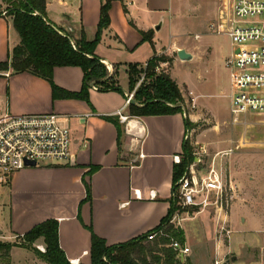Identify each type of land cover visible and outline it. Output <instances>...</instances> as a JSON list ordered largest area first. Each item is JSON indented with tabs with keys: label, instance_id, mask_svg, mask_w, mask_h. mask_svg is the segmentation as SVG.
I'll use <instances>...</instances> for the list:
<instances>
[{
	"label": "crops",
	"instance_id": "obj_1",
	"mask_svg": "<svg viewBox=\"0 0 264 264\" xmlns=\"http://www.w3.org/2000/svg\"><path fill=\"white\" fill-rule=\"evenodd\" d=\"M106 0H46L48 20L62 33L69 34L64 27L72 24L77 30L78 40L85 37L93 41L100 21V10ZM139 0H114L110 16L111 24L105 29L95 54L106 65L110 74H117V81L124 95L118 92L89 91L91 104L80 99L69 98V93H79L83 86V71L80 67H57L54 83L60 89L56 98L51 84L31 73H15L11 66L0 69V114H48L56 113L66 119L72 135V166H46L27 168L13 175L8 184L0 182V240L7 243L19 241L20 237L35 226L48 220L59 223V243L71 264H91V242L95 234L108 246L122 244L145 236L160 226L167 216L173 197L174 158L183 156V147L188 137L185 116L132 117L141 125V138L126 133L115 113L124 107L129 94L130 66H145L155 56L186 50L195 58L200 47L195 42L181 39V35L170 36L164 45L160 33L168 26L175 32V17L170 12L167 0H144L145 11L151 15V23L127 18L119 9H137ZM119 3V4H118ZM126 3V4H125ZM0 64L9 60L12 50L20 43L13 19L6 15V5L0 0ZM83 6V13L78 8ZM130 9L124 13L129 14ZM5 14V15H4ZM131 14V13H130ZM71 16V17H70ZM131 16V15H130ZM129 19L136 28L129 24ZM78 20H80L79 23ZM82 29L78 34L79 29ZM153 32V49L150 42L143 41L141 32ZM200 40L201 36L197 34ZM74 39V38H73ZM75 40V39H74ZM192 58V59H193ZM171 68L165 71L171 75ZM110 69V70H109ZM125 71L128 87H122L119 70ZM173 79V78H172ZM174 80V79H173ZM182 92V86L178 84ZM189 87L184 85V87ZM198 105V96L189 89ZM199 106V105H198ZM200 107H202L200 105ZM125 115L129 116L128 110ZM193 118V114L190 113ZM106 117L115 120L108 121ZM194 119V118H193ZM194 121V120H191ZM139 130V127H136ZM93 169L92 175L89 172ZM87 185L90 199H87ZM216 214L214 219L209 216ZM250 212L231 206L230 213L218 214L214 209L196 213L180 224L185 234V246L190 249L183 263L197 264L193 257L196 244L190 241L183 226L187 219H198L197 235L203 249L208 250L209 264H222L230 257V264H264V261L249 258L250 249L264 246V236L257 229L261 226L259 216L237 217ZM207 214V218H202ZM233 230L227 234L226 243L217 237L226 220ZM238 219H241L240 223ZM210 234V243L207 232ZM207 231V232H206ZM256 231V232H252ZM198 242V241H197ZM45 248L43 239L35 245ZM23 252V258L18 257ZM243 255V256H242ZM12 264H47L24 247H14ZM17 256V257H16Z\"/></svg>",
	"mask_w": 264,
	"mask_h": 264
},
{
	"label": "trees",
	"instance_id": "obj_2",
	"mask_svg": "<svg viewBox=\"0 0 264 264\" xmlns=\"http://www.w3.org/2000/svg\"><path fill=\"white\" fill-rule=\"evenodd\" d=\"M7 6L6 15L11 16L13 25L20 37V43L12 50L9 60L0 64V69L12 67L15 73L28 72L47 80L52 87L53 96L56 98L60 90L54 83V70L57 67H80L83 71V86L79 93H69L67 96L80 99L91 104L89 91L94 85L100 92H118L124 95V91L118 84L117 74H110L106 65L95 54L96 48L101 42L105 29L111 24L110 10L114 0L103 1L100 10V21L97 34L93 41L85 37L74 40L70 34L62 33L53 25L47 17L46 0H1ZM1 11L0 5V16ZM143 41L150 42L153 49V32H141ZM161 63H169L165 56H155L147 63L146 82L135 92L128 109L130 117L166 116L182 114L185 116L186 132L192 130L187 113L185 99L177 82L169 73L163 71L156 73V68ZM137 65L129 67V91L132 92L138 82L141 72ZM108 121L115 120L106 117ZM195 160L192 148L185 140L182 162L175 164L173 170V197L167 216L154 231L162 232L160 238L163 249L149 251L146 247V238L141 236L126 243L108 246L107 243L92 235L91 264H190L183 263L172 247V241L185 244V234L181 227L176 228L171 221L177 212H183L175 198L177 183L184 176L188 166ZM93 169L89 172L92 175ZM87 199H90V189L87 185ZM14 243L0 240V254L9 260L10 252L14 247H24L32 250L36 256L47 264H71L59 243V223L56 220H48L35 226L31 231L19 238ZM43 239L45 252H41L34 245Z\"/></svg>",
	"mask_w": 264,
	"mask_h": 264
},
{
	"label": "rangeland",
	"instance_id": "obj_3",
	"mask_svg": "<svg viewBox=\"0 0 264 264\" xmlns=\"http://www.w3.org/2000/svg\"><path fill=\"white\" fill-rule=\"evenodd\" d=\"M139 1V6L135 10H132L126 3L127 8L122 7L121 4L119 9L123 15L131 20L135 19L146 24L151 23V15L145 11L144 0ZM159 2L163 3V0H159ZM167 2L172 7L170 12L164 15L167 20L169 15L175 17L174 26H176V29L174 30L175 32H171L166 26L160 33L164 45H169L170 36L174 33L175 35H181L180 37L183 41L195 42L200 49L196 53L195 58L188 62L181 61L175 51L174 53L164 52L159 56L167 57L170 60V64L159 65L160 70L156 71V73L163 72V69L165 71L169 70L172 60L177 58L171 75L177 84L182 86L186 113L193 125L187 139L192 148L193 157L202 159V162L197 165V169L202 173L211 163L215 162L222 169L226 183L230 185L232 181L238 188V198L235 199L231 206L240 205L241 209L250 212V215L241 213L237 217L245 216L244 218L247 219L250 216L261 217L263 223H261V226L257 225V229L259 230V227H261V231L257 232L264 236V116H247L237 124L233 121L230 113L232 102L230 73L225 65V61L231 53V42L226 35H216L210 31V25L218 22L220 2L219 0H167ZM125 9H130L128 15L124 13ZM4 10H7V6ZM78 10L82 14L83 6H80ZM130 19L129 24L136 28ZM79 22L80 20L77 23ZM59 27H64L65 31L75 40H78L76 37L77 30L74 25L67 24ZM81 31L82 29L80 28L78 34ZM197 34L201 36L200 40L195 39ZM139 68L140 72L142 71L141 79L146 72H144V66ZM119 81L122 87H128V79L122 69L119 70ZM139 81L135 84V88ZM145 82L146 78L142 84ZM184 85H187L198 96L199 106H193L191 91ZM190 113L193 114L194 119L190 116ZM202 150L207 153H203ZM231 206L222 216L225 215L227 217ZM195 215L196 212L192 211L185 214L181 213L180 219L183 217L192 218ZM208 216L203 214L200 220ZM209 217L214 219L216 214L211 212ZM198 220L199 218L194 220L187 219L183 226L190 241L197 245L192 258L196 260L197 264H209L208 250L203 249V245L198 246L200 244L196 225ZM225 220L227 221V219ZM240 221L241 219H238L239 223ZM173 224L176 228L181 227L178 221ZM228 229L233 230L229 225V221L217 233V237L223 239L226 243L229 241L227 237ZM211 233L212 230H208L207 240H209V243ZM163 236L164 234L160 233L155 240L147 241L146 247H148V250L158 251L163 249L164 245L161 244L160 240ZM249 252V258L253 259L254 256L256 260L262 259L264 261V246L259 249H250ZM18 253V257L22 259L23 252L18 251ZM228 260H231V257ZM8 261L4 253L0 254V264H9ZM10 264H12L11 261Z\"/></svg>",
	"mask_w": 264,
	"mask_h": 264
},
{
	"label": "built area",
	"instance_id": "obj_4",
	"mask_svg": "<svg viewBox=\"0 0 264 264\" xmlns=\"http://www.w3.org/2000/svg\"><path fill=\"white\" fill-rule=\"evenodd\" d=\"M219 2L218 22L210 25V31L226 35L231 42V53L225 65L230 73L232 91L230 113L237 124L247 116H264V0ZM144 68L146 70L147 65ZM159 70L160 66L156 68ZM145 78L146 73L139 78L136 88L127 94L124 107L115 113L120 124L126 125L131 120L132 117L125 112ZM92 89L96 87L92 85ZM192 101L196 107L195 99ZM65 119L56 113L0 114V182L8 184L14 174L27 168L72 166L75 163L72 135ZM174 161L180 164L182 157L176 156ZM201 162V158H196L177 183L175 198L183 212H177L171 223H181L185 219H180L181 213L191 211L198 213L214 209L221 216L238 198L237 186L232 181L230 185L226 183L222 169L215 162L202 173L197 169ZM32 163L35 167L31 166ZM160 233L152 231L146 240L153 241ZM171 247L177 251L181 261L190 253L188 247L174 240ZM39 250L46 251L43 247Z\"/></svg>",
	"mask_w": 264,
	"mask_h": 264
},
{
	"label": "water",
	"instance_id": "obj_5",
	"mask_svg": "<svg viewBox=\"0 0 264 264\" xmlns=\"http://www.w3.org/2000/svg\"><path fill=\"white\" fill-rule=\"evenodd\" d=\"M178 58L183 62H188V61L192 60L193 56H192V54L188 53L186 50L182 49V50L178 51ZM131 103L136 104V102L134 100H132ZM136 127H139V130ZM141 128H142L141 125L138 123L137 120H135V118H131V120L125 125L126 133H129L131 135H137L138 134L137 138H141V135H142ZM31 166L35 167V163H32ZM233 260H235L234 257L231 258V260H226L222 264H230V262Z\"/></svg>",
	"mask_w": 264,
	"mask_h": 264
}]
</instances>
